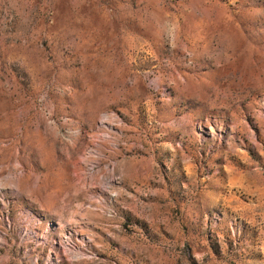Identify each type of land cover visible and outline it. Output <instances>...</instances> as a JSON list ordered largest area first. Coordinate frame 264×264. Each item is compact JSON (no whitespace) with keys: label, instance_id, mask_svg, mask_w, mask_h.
Masks as SVG:
<instances>
[{"label":"rangeland","instance_id":"obj_1","mask_svg":"<svg viewBox=\"0 0 264 264\" xmlns=\"http://www.w3.org/2000/svg\"><path fill=\"white\" fill-rule=\"evenodd\" d=\"M0 264H264V0H0Z\"/></svg>","mask_w":264,"mask_h":264}]
</instances>
